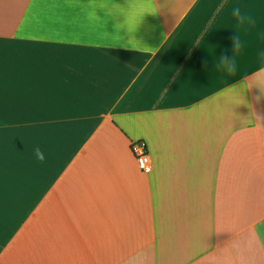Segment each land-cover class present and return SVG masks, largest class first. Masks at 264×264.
Returning <instances> with one entry per match:
<instances>
[{
    "label": "crops",
    "instance_id": "1",
    "mask_svg": "<svg viewBox=\"0 0 264 264\" xmlns=\"http://www.w3.org/2000/svg\"><path fill=\"white\" fill-rule=\"evenodd\" d=\"M256 80L264 0H0V264H264Z\"/></svg>",
    "mask_w": 264,
    "mask_h": 264
},
{
    "label": "clouds",
    "instance_id": "2",
    "mask_svg": "<svg viewBox=\"0 0 264 264\" xmlns=\"http://www.w3.org/2000/svg\"><path fill=\"white\" fill-rule=\"evenodd\" d=\"M219 7L222 8L223 4H221ZM217 11H219V8L217 9ZM231 16L235 20L238 27L244 26L240 28H248V27L255 26V23H256L255 18L250 13H248L245 9H243L239 4H235L232 6ZM244 46H245L244 41H242L240 34L237 32V36L234 39L235 55L231 59H227L224 57L217 59L215 62V70L227 73L229 76L235 75V73L237 72L236 57H237V54L243 49ZM144 51L150 52L153 55H155L158 49L145 46ZM251 83H253V81ZM255 87H258L262 90V88H264V80H256ZM35 151H36L37 159L43 162L45 159L43 152L39 148H37Z\"/></svg>",
    "mask_w": 264,
    "mask_h": 264
},
{
    "label": "built area",
    "instance_id": "3",
    "mask_svg": "<svg viewBox=\"0 0 264 264\" xmlns=\"http://www.w3.org/2000/svg\"><path fill=\"white\" fill-rule=\"evenodd\" d=\"M131 150L135 156L138 167L144 172L150 171L151 159L146 144L144 142L133 143L131 145Z\"/></svg>",
    "mask_w": 264,
    "mask_h": 264
},
{
    "label": "rangeland",
    "instance_id": "4",
    "mask_svg": "<svg viewBox=\"0 0 264 264\" xmlns=\"http://www.w3.org/2000/svg\"><path fill=\"white\" fill-rule=\"evenodd\" d=\"M257 93H258V97H257V99H258V103L260 104V103H263L264 104V91H257Z\"/></svg>",
    "mask_w": 264,
    "mask_h": 264
}]
</instances>
